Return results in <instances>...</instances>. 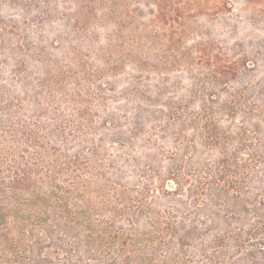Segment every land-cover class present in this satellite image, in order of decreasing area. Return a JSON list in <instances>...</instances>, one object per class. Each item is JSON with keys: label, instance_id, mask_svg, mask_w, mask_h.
<instances>
[{"label": "trees", "instance_id": "trees-1", "mask_svg": "<svg viewBox=\"0 0 264 264\" xmlns=\"http://www.w3.org/2000/svg\"><path fill=\"white\" fill-rule=\"evenodd\" d=\"M111 3L0 0V264H264V37Z\"/></svg>", "mask_w": 264, "mask_h": 264}, {"label": "rangeland", "instance_id": "rangeland-1", "mask_svg": "<svg viewBox=\"0 0 264 264\" xmlns=\"http://www.w3.org/2000/svg\"><path fill=\"white\" fill-rule=\"evenodd\" d=\"M133 0H112L111 6L115 8V13H120L125 9L127 4ZM189 2V7L193 10L197 9L196 0H185ZM200 3L205 4L206 0H198ZM230 1L235 7V12L241 22V33L245 37H253L256 39H263L264 30L261 24L264 22V0H226ZM196 11V10H195ZM198 13V12H197ZM198 15V14H197ZM196 13H193L190 18H195ZM195 18V23L197 20Z\"/></svg>", "mask_w": 264, "mask_h": 264}]
</instances>
